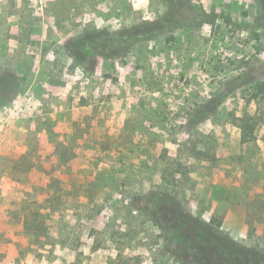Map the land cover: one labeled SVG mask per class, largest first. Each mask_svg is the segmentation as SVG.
<instances>
[{"label":"rangeland","instance_id":"obj_1","mask_svg":"<svg viewBox=\"0 0 264 264\" xmlns=\"http://www.w3.org/2000/svg\"><path fill=\"white\" fill-rule=\"evenodd\" d=\"M4 72L0 264H264V0H0Z\"/></svg>","mask_w":264,"mask_h":264},{"label":"trees","instance_id":"obj_2","mask_svg":"<svg viewBox=\"0 0 264 264\" xmlns=\"http://www.w3.org/2000/svg\"><path fill=\"white\" fill-rule=\"evenodd\" d=\"M203 16L213 17L214 15L205 13V15H203ZM200 22L202 23L203 21H200ZM76 43L79 46L80 56L86 57V54L81 52L82 48H84V49L86 48V41L85 40H80V41H77ZM91 49L93 51H95L97 54H100L101 57H103V58H106V57L113 58L114 56H116V51L114 52V49L111 48V45L109 43H102V44L93 43L91 45ZM9 83H10V76L7 74V72H4L0 76V106H3V105L6 104L5 101H1V98H3L4 95L7 94V92H8L7 90L10 89V87H9L10 84ZM241 121H244V119H241ZM244 124H245L244 126H248V128L251 129V134L254 133V131L256 129L254 125L250 126L249 122H244ZM247 142H251V139L248 140ZM69 154H72V152H69ZM75 160H76V155H73L71 158H69L67 160V163L68 162H73L71 164V166H70V170H69L70 174H73V169L76 168ZM38 181L41 182L40 180H38ZM59 184H60L59 180H57V179H53L52 180V186H57ZM49 187L52 188L51 185ZM26 217H27V214H26ZM27 218H28V220H27L28 222L27 223L25 222V224L27 225V228H29L30 230H35V228H37L36 223H33L34 221L31 222L29 220V216ZM200 231L203 233V235H207V237H208L209 243L206 244V246H207L206 247L207 250L205 251L206 253H208V250L210 251V249L215 248L218 243H221V244H223L225 246H229V242H227L225 240L221 241L220 239L215 238L211 228L206 226V228H204V227L201 228ZM232 247H234V246H232ZM244 253H245V251H241V250L235 251L236 256H242V254H244ZM231 256H235V255H231ZM229 261L231 262V264H242L241 261H239V259H237V257L235 259H232L231 257H229Z\"/></svg>","mask_w":264,"mask_h":264}]
</instances>
